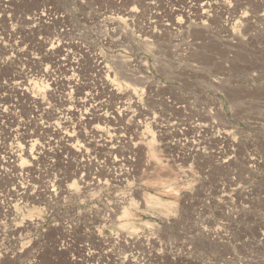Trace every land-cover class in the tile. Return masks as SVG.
I'll return each mask as SVG.
<instances>
[{
	"label": "rangeland",
	"instance_id": "obj_1",
	"mask_svg": "<svg viewBox=\"0 0 264 264\" xmlns=\"http://www.w3.org/2000/svg\"><path fill=\"white\" fill-rule=\"evenodd\" d=\"M188 1L0 0V264H264V0Z\"/></svg>",
	"mask_w": 264,
	"mask_h": 264
},
{
	"label": "bare ground",
	"instance_id": "obj_2",
	"mask_svg": "<svg viewBox=\"0 0 264 264\" xmlns=\"http://www.w3.org/2000/svg\"><path fill=\"white\" fill-rule=\"evenodd\" d=\"M193 1H194V2H193ZM192 2H193V3H192ZM206 2H208V1H206ZM188 3H190V4H189V7H192V5L195 4V0H189ZM207 4H208V3H207ZM203 6H204V5H203ZM207 6H208V5H206V7H207ZM39 19H40V16H39ZM94 56H95V55H94ZM98 59H99V58H98ZM97 65L99 66V64H97ZM95 66H96V65H95ZM98 66H97V67H98ZM65 79H66V78H65ZM69 79H70V78H69ZM72 79H74V78H72ZM73 81H74V80H73ZM60 82H63V80H60ZM67 83H68V82H67ZM22 91H23L25 94H27L26 91H25V89H22ZM83 97H84V96H83ZM83 99H84V98H83ZM83 99H81V100H79V101L81 102V101H83ZM34 100H36V99H34V97H32V101H34ZM85 100H86V98H85ZM75 101H76V100H75ZM86 101L88 102V100H86ZM85 103H86V102H85ZM83 104H84V103H83ZM97 104H98V102H97ZM88 105H89V104H88ZM92 105H93V104H92ZM100 105H101V104H100ZM80 106H81V104H80ZM90 107H91V106H90ZM95 107H96V106H95ZM91 108H92V107H91ZM96 109H98V108H96ZM99 109H101V108H99ZM91 111H92V110H91ZM97 111H99V110H97ZM85 114H87V113H85ZM99 115H101V114H99ZM99 115H98V116H99ZM31 134H32V133H31ZM66 135H67V134H66ZM70 147H71V146H70ZM70 147H69V148H70ZM70 149H71V148H70ZM73 150H74V149H73ZM76 150H77V149H76ZM34 151H35L34 153H36V154L38 153L36 150H34ZM28 152H29V151H28ZM29 154L31 155V152H30ZM33 155H34V154H33ZM10 156L13 157V154H10ZM36 156H37V155H36ZM18 158H19V157H17V155H14V157H13V159H15V160H17ZM32 158H35V155L32 156ZM20 159H21V158H20ZM30 159H31V158H30ZM35 159H37V158H35ZM10 160H11V159H10ZM32 160H33V159H32ZM32 160H31V161H32ZM5 161H6V160H5ZM12 161H13V160H11V162H12ZM22 162H24L23 159H22L20 162H16V163H14L13 165H16V166L22 171V170L24 169V167H25V168H28V167H26V164H23ZM33 163H34V162H33ZM37 166H38V165H37ZM78 168H79V167H78ZM24 170H26V169H24ZM34 173H35V172H34ZM39 173H40V172H39ZM35 174H36V173H35ZM94 174H95V173H94ZM84 175H85V174H84ZM27 176H28V174H27ZM87 176H88V175H87ZM29 178H30V177H29ZM81 178H82V180H83V177H81ZM87 178H88V177H87ZM79 179H80V178H79ZM32 180H33V179H32ZM85 180H86V179H85ZM33 181H34V180H33ZM38 181H39V180H38ZM40 181H41V180H40ZM30 182H31V181H30ZM35 182H36V181H35ZM41 182H42V181H41ZM43 182H45V181H43ZM83 182H84V181H83ZM45 183H46V182H45ZM30 184H31V183H30ZM42 184H43V183H42ZM48 184H49V183H48ZM59 184H60V183H59ZM31 185H32V184H31ZM38 186H39V185H38ZM38 186H37V187H38ZM49 186H50V185H49ZM39 187H40V186H39ZM82 187H83V186H82ZM86 187H87V186H86ZM24 188H25V187H24ZM35 190H36V189H35ZM44 190H46V189H44ZM47 190H48V189H47ZM49 190H51V189L49 188ZM49 190H48V191H49ZM60 190H61V189H60ZM67 190H68V188H67ZM24 191H25V189H24ZM36 191H37V190H36ZM48 191H47V192H48ZM58 191H59V190H58ZM62 191H63V190H62ZM44 192H46V191H44ZM41 193H42V192H41ZM49 193H50V192H49ZM34 194H36V193H34ZM43 194H44V193H43ZM50 194L52 195V193H50ZM56 194H57V193H56ZM58 194H59V193H58ZM40 195H42V194H40ZM59 195H60V194H59ZM57 196H58V195H57ZM27 197L29 198V196H27ZM32 197H34V196H32ZM50 197H51V196H50ZM23 198H24V197H23ZM30 198H31V197H30ZM37 198H38V197H37ZM43 198H44V197H43ZM21 199H22V198H21ZM23 200H24V199H23ZM32 200H33V199H32ZM29 201H30V199H29ZM35 201H36V200H35ZM33 202H34V200H33ZM36 202H37V201H36ZM34 203H35V202H34ZM31 205H32V204H31ZM6 212H7V211H6ZM7 213H9V212H7ZM11 213H12V212H10V214H11ZM5 214H6V213H5ZM1 215H3V214H1ZM8 218H9V217H8ZM2 219H3V218H2ZM6 220H7V219H6ZM33 220H34V219H33ZM39 221H40V220H39ZM20 222H21V221H20ZM28 222H29V221H28ZM28 222H27V224H29ZM75 222H76V221H75ZM7 223H8V222H7ZM80 223H81V222H80ZM23 225H24V223H23ZM23 225H22V226H23ZM76 225H77V224H76ZM76 225H74V226H76ZM78 225H79V224H78ZM29 226H30V224L28 225V227H29ZM52 226H53V225H52ZM74 226H72V227H74ZM49 227H50V226H49ZM56 227H58V226H56ZM66 227H67V226H66ZM80 227H81V226H80ZM59 228H60V227H59ZM63 228H64V227H63ZM71 229H72V228H71ZM9 230H11V229H9ZM13 230H14V229H13ZM13 230H12V231H13ZM18 230H19V229L17 228V231H18ZM22 230H25V227H24V229L22 228ZM22 230H21V231H22ZM30 230H31V228H30ZM52 230L54 231L55 229H52ZM15 231H16V230H15ZM15 231H14V233H16ZM57 231H58V230H57ZM6 232H7V230H6ZM45 232H46V231H45ZM49 232H50V231H49ZM9 233H10V232H9ZM12 233H13V232H12ZM43 233H44V232H43ZM52 233H53V232H52ZM3 234H4V233H3ZM6 234H7V233H6ZM40 234H41V233H40ZM40 234H39V235H40ZM46 234H47V232H46ZM53 234H54V233H53ZM61 234H62V232H61ZM61 234H59V235H61ZM8 235H9V234H8ZM31 235H32V234H31ZM44 236H45V234H44ZM46 236H47V235H46ZM50 236H51V235H50ZM74 236H75V235H74ZM5 237H6V236H5ZM51 237H52V236H51ZM51 237H50V238H51ZM55 237H56V236H55ZM68 237H69V236H68ZM32 238H33V237H32ZM44 238H45V237H44ZM50 238H49V239H50ZM9 239H10V238H9ZM14 239H15V237H14ZM14 239H12V240H14ZM51 239H52V238H51ZM51 239H50V240H51ZM59 239H60V238H59ZM59 239H58V241H59ZM10 240H11V239H10ZM10 240H9V241H10ZM39 240H41V239L39 238ZM47 240H48V238H47ZM67 240H68V239H67ZM48 241H49V240H48ZM58 241H57V242H58ZM63 241H64V240H63ZM63 241H62V242H63ZM78 241H79V240H78ZM5 242H7V241H5ZM5 242L3 241V243H5ZM31 242H32V241H31ZM51 242H52V240H51ZM35 243H38V242L35 241ZM46 243H48V242L46 241ZM53 243H54V242H53ZM11 244H12V243H11ZM67 244H68V243H67ZM71 244H72V243H71ZM8 245H9V244H8ZM8 245H7V246H8ZM53 245H54V244H53ZM55 245H59V244H55ZM55 245H54V247H55ZM63 245H64V243H63ZM14 247H15V245H14ZM45 247H46V249H47V246H45ZM48 247H49V246H48ZM51 247H52V244H51ZM68 247H69V246H68ZM12 248H13V247H12ZM55 248H56V247H55ZM63 248H64V247H63ZM42 249H43V248H42ZM44 249H45V248H44ZM53 249H54V248H52V250H53ZM9 250H10V249H9ZM9 250H8V251H9ZM11 250H12V249H11ZM35 250H36V249H35ZM54 250H55V249H54ZM54 250H53V251H54ZM58 250H59V249H58ZM58 250H57V251H58ZM65 250H66V249H65ZM70 250H71V249H70ZM24 251H25V250H24ZM49 251H50V250H49ZM53 251H52V253H53ZM54 252H55V251H54ZM59 252H60V251H58V253H59ZM2 253L4 254V252H2ZM7 253H8V252H7ZM40 253H41V252H40ZM52 253H51V254H52ZM21 254H24V253H21ZM36 254H37V253H36ZM36 254H35V255H36ZM41 254H42V253H41ZM51 254H50V255H51ZM53 254H54V253H53ZM55 254H56V252H55ZM59 254H60V253H59ZM14 255H15V253H14ZM17 255H18V254H17ZM19 255H20V254H19ZM33 255H34V254H33ZM33 255H32V256H33ZM48 255H49V254H48ZM57 255H58V254H57ZM63 255H64V254H63ZM6 256H8V255H6ZM15 256H16V255H15ZM37 256H38V255H37ZM41 256H42V255H41ZM55 256H56V255H55ZM69 256H70V255H69ZM30 257H31V255H30ZM53 257H54V256H53ZM5 258H6V257H5ZM14 258H15V257H14ZM37 258H38V257H37ZM6 259H8V257H7ZM9 259H11V258H9ZM15 259H16V258H15ZM40 259H41V257H40ZM52 259H54V258H52ZM52 259H51V260H52ZM1 260H2V259H1ZM31 260H32V259H31ZM41 260H42V259H41ZM41 260H40V261H41ZM40 261L35 259V260H33V263H32V264H39ZM4 262H5V261H4ZM42 262H43V260H42ZM44 262H45V261H44ZM44 262H43V264H44ZM51 262H52V261H51ZM8 263H9V262H8ZM16 263H17V262H16ZM12 264H13V263H12ZM17 264H21V263H17ZM24 264H25V263H24Z\"/></svg>",
	"mask_w": 264,
	"mask_h": 264
}]
</instances>
